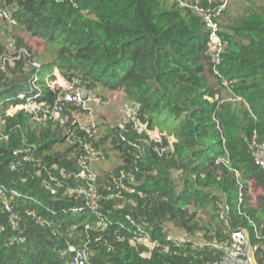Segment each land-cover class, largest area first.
<instances>
[{
	"label": "trees",
	"instance_id": "trees-1",
	"mask_svg": "<svg viewBox=\"0 0 264 264\" xmlns=\"http://www.w3.org/2000/svg\"><path fill=\"white\" fill-rule=\"evenodd\" d=\"M0 8L9 10L10 19L0 18L26 35H14L13 53L19 56L11 65L0 59V117L5 120V137L0 139V264H64L61 252L67 242L85 240L94 251L91 264H206L221 253L211 242L196 245L187 239L168 252L142 256L143 246L117 240L125 232L118 225L127 223L128 216L158 239L179 229L221 243L232 229L245 227L255 241L248 217L264 236V169L254 164L250 152L253 141L264 139V0H243L236 12L225 9L220 15L225 51L217 73L204 23L191 7L176 1L0 0ZM28 39L55 43V56L45 61ZM4 52L0 42V58ZM54 66L66 81H77L89 92H118L149 130L161 133L160 142L149 140L130 121L119 127L106 119L90 139L76 132L104 158L118 154L112 171H98L99 161L92 164L102 196L101 184L110 172L138 167L135 191L123 199L102 197L100 216L86 207L72 211L84 206V199L70 192L82 183L74 176L81 148L68 139L69 123L36 121L20 107L22 93L46 103L60 98L65 113H83L61 101L60 87L49 85ZM162 113L178 124L158 125ZM169 139L172 149L159 155L155 148ZM27 146L28 159L22 160L24 152L13 154ZM13 159L20 160L18 167L11 168ZM46 169L60 183L50 181ZM8 189L19 195L11 198ZM256 189L262 194L254 196ZM222 204L228 206L227 223L219 215Z\"/></svg>",
	"mask_w": 264,
	"mask_h": 264
},
{
	"label": "built area",
	"instance_id": "built-area-1",
	"mask_svg": "<svg viewBox=\"0 0 264 264\" xmlns=\"http://www.w3.org/2000/svg\"><path fill=\"white\" fill-rule=\"evenodd\" d=\"M178 2L180 5H186L191 7L193 12L200 18L204 23L207 34H208V54L213 63V72L217 73L216 66L219 64L221 54L225 51L224 42L221 36V28L219 25V18L222 12L226 9L224 2L217 5L202 6L198 3L188 5L184 0H172ZM0 14L5 19H10V12L7 8H0ZM18 51H23L27 54V50L19 48ZM19 54L13 53L12 56L4 53L1 62L4 64L8 62L13 63L14 58H17ZM35 64V63H33ZM37 65V64H35ZM57 78L49 80V85L52 87H60L64 94L61 96V101L70 102L83 110L81 112H75L74 115L65 113L60 98L56 99L53 103H46L39 101L36 96H26L22 93L18 94V97L23 98L24 101L20 107L24 109L28 114L31 115L32 119L36 121L51 120L59 124L69 123L67 132L68 139H71V143L74 146H79L81 149L79 155L76 158V173L77 177L82 185L70 187V192L77 193L83 199V205H78L72 208L73 212L82 211L83 207H86L91 212L100 216L98 212L99 201L102 197L123 199L125 193H132L135 191L134 185H136V172L138 167L133 165L128 168H121L117 173L110 172L108 178L104 183L101 184L102 190L105 191V196H102L99 191V184L97 183V173L92 167V164L96 161L104 159V154L101 150L92 146L90 141L85 140L81 135L77 134V131H83L86 134V138L90 139L93 137L97 129L98 122L95 119L94 105L100 102L101 96H97L93 92L85 90L83 87L78 85L77 81H66L63 77L61 80L64 81V86L57 84ZM226 84V81H224ZM87 92L86 98H83V93ZM25 97V98H24ZM228 98H230L228 96ZM239 99V97H237ZM62 101V102H63ZM11 110L6 111V114H11ZM127 121H130L132 129L137 133L145 132L149 140L159 141L161 140V133L157 130H149L147 125L141 122L138 118V114L135 110L131 109L125 113ZM124 121V122H127ZM124 122L119 123V127L123 126ZM5 123V120L0 117V139L5 137L2 133L1 126ZM150 131H157V137H152ZM7 137V136H6ZM144 141H147L144 139ZM173 139H169L167 145L162 147H156V151L159 155L163 152H168L172 149ZM75 148V147H74ZM251 156L255 165L264 169V139L262 141H253L250 145ZM30 147L27 146L24 151L20 149L13 151V154L23 153L22 160L28 159ZM20 160H12L11 168L18 167ZM53 168H56L53 166ZM39 172V171H38ZM48 175V179L56 184L60 183L57 175L51 172L49 169L45 170ZM61 174H64L61 169ZM11 198L18 196L19 193L13 189H8ZM242 192H239L241 197ZM145 196L144 194H140ZM240 199V198H239ZM4 207L7 211L11 210L9 203L6 201ZM228 212V206L222 204L219 215L223 218L226 223L228 218L226 217ZM13 227H18V220L16 214H12ZM127 223L121 222L118 226L121 230H125L123 233L117 234V240H127L132 246L141 245L145 249L141 253L142 256H149L151 251L158 250L161 252H168L170 246H178L186 239L174 237L171 234H165L163 239L153 238L150 233V228H145L143 225L137 223L129 216ZM248 222L254 228L255 241H251L250 235L247 228L238 227L230 231L227 241L219 244H213L214 246L221 249V253L218 257L208 261L206 264H264V236H261L256 231V222L253 218L248 217ZM107 222L102 223L101 229H104ZM88 225H85L87 228ZM194 243V241L192 240ZM207 243V242H206ZM195 244V243H194ZM197 245V244H196ZM201 245V244H200ZM111 247H108V250ZM62 255H65L66 259L64 264H91V256L94 253L92 247L88 245V240L82 241L78 245L67 242L65 248L62 250Z\"/></svg>",
	"mask_w": 264,
	"mask_h": 264
},
{
	"label": "rangeland",
	"instance_id": "rangeland-1",
	"mask_svg": "<svg viewBox=\"0 0 264 264\" xmlns=\"http://www.w3.org/2000/svg\"><path fill=\"white\" fill-rule=\"evenodd\" d=\"M226 4V11L227 13H234L238 10L239 6L243 4V0H219ZM19 28H15L12 23H6L4 20L0 18V42L3 43V49L4 53L9 54L12 56L13 52L16 50L15 43H14V35L19 34L20 36L26 35L23 32H19ZM30 44L34 46V49L37 51L38 54L43 55V59L49 60L52 59L56 54V44H46L43 43L40 39H28ZM18 48V47H17ZM11 65V64H10ZM54 73L56 74L57 78V84L61 85L62 87L65 85L64 81L61 80V76L58 72V69L54 66ZM97 96H104L107 97L106 100H103V102H98L94 105V111H95V119L98 123L102 122L104 119L109 121L110 123H122L124 121H127V118L125 116V113L127 111L131 110L130 106H127L123 102L122 96L118 92H111L106 91L103 89H100ZM158 119V125L161 126H167L170 127L171 125H177L178 120L172 118L167 113H162ZM152 137H157L158 133L157 131H150ZM118 154L113 153L108 158H104V160H100L97 164V170L98 171H112L113 168L116 166V164L119 163ZM259 194H262L260 189H256L255 195L257 196ZM255 204L257 205V201L254 200ZM263 214V212H262ZM262 217H264L262 215ZM185 232L179 229L173 230L172 233H170L174 237H178L180 239H191L193 240L195 244H204L206 242H211L212 244H219V242H216L215 240L212 241H206L203 237H197V236H188L187 234H184Z\"/></svg>",
	"mask_w": 264,
	"mask_h": 264
},
{
	"label": "water",
	"instance_id": "water-1",
	"mask_svg": "<svg viewBox=\"0 0 264 264\" xmlns=\"http://www.w3.org/2000/svg\"><path fill=\"white\" fill-rule=\"evenodd\" d=\"M87 92L83 93V98H86Z\"/></svg>",
	"mask_w": 264,
	"mask_h": 264
},
{
	"label": "crops",
	"instance_id": "crops-1",
	"mask_svg": "<svg viewBox=\"0 0 264 264\" xmlns=\"http://www.w3.org/2000/svg\"><path fill=\"white\" fill-rule=\"evenodd\" d=\"M97 164H98V163H97ZM97 164H95L96 168H97ZM95 166H94V167H95Z\"/></svg>",
	"mask_w": 264,
	"mask_h": 264
}]
</instances>
